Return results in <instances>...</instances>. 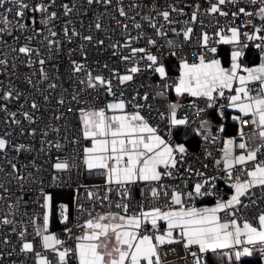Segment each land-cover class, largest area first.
Listing matches in <instances>:
<instances>
[{
    "label": "built area",
    "instance_id": "1",
    "mask_svg": "<svg viewBox=\"0 0 264 264\" xmlns=\"http://www.w3.org/2000/svg\"><path fill=\"white\" fill-rule=\"evenodd\" d=\"M23 2L29 5L23 10V17L15 16L18 6L14 3L6 2L0 6V21L5 14L10 21L8 30L0 33V60L6 62L0 64V138L7 141L5 149L0 150V221L5 218L11 221L9 224L0 222V264H34L33 253H22L20 247L23 242L30 241L37 251L42 250L35 228L43 225L46 211L44 197L49 190H73L71 219L63 223L60 221L57 226L50 228V232L65 242L64 247L72 248L77 243L75 238L84 232L78 225H83L90 214L95 216L113 209L125 214L122 208L116 207L118 203L128 205L127 215H136L141 206L144 210L161 207L167 211L166 206L171 205L173 191L181 194L186 206H195L206 200L216 204L217 200L227 201L230 198L233 194L230 187L232 181L222 170V164L216 165V160L223 155L226 139L235 138L236 152L239 153L241 140L238 131L243 129L246 134H250L253 130L251 124L244 123L251 119L250 114L238 122L233 117L241 113L228 106L227 97L235 95L234 89L238 82H233L232 89H224L223 97L214 93L213 101L206 97L179 95L175 102L181 105L177 110V118L186 117L187 122L170 126L167 120L168 105L174 102L172 93L178 78L176 73L168 71L166 62L172 60L180 64L181 60H186L188 63H198V57L204 51L200 43L203 33L211 38L209 47L217 48V54L205 53L206 59H217L220 46L232 45L217 43L219 37L215 33L227 26L239 27L242 33H251V26L240 27L248 17L241 14L234 19L231 13L237 11L238 7L252 11L255 6L249 5L248 0L226 3L221 8L229 15L224 17L206 13V9L216 0H110L107 4L104 0H92L91 3L89 0ZM41 5L46 7L45 12L34 11ZM65 5L70 9L67 14ZM7 9L13 11L6 13ZM121 10L126 15L121 16ZM164 11L169 12L167 21L161 15ZM194 11L197 12L195 22L191 19ZM52 13L56 14L55 17H51ZM49 18L47 25L42 23ZM252 19L254 24L260 26L259 17ZM17 22L23 23L25 27H13ZM97 23L100 28L96 27ZM152 24L156 28L162 27L167 34L157 36ZM0 27H3L2 23ZM187 27H191L193 32L186 41L183 29ZM173 29L176 31L173 32ZM52 32L56 35L52 36ZM73 32L77 35H72ZM224 34L230 35L227 32ZM85 36H90L91 40H84ZM150 39L156 43L150 44ZM240 39L249 45L247 48L252 52L261 50L255 47L258 41H248L244 36ZM49 40L53 43L49 44ZM170 40L172 44L168 43ZM25 46L30 47L32 52L20 53L19 48ZM132 48H144L146 53L156 56L158 62L165 66L167 77L162 79L147 67L151 62L146 58L141 59L145 53H137L131 62L125 61L123 57L129 56ZM73 61L84 66L81 71H74ZM240 63L242 68L238 69V73L243 75V68L247 67L244 56ZM134 64L141 71L132 74L133 80L120 84L117 75L126 74ZM88 73L109 80L114 96L107 92L106 86L87 87ZM53 84L56 87H50ZM248 87L251 94L256 95L260 83L250 82ZM155 91L162 95H157ZM6 92H12V96L4 100L2 97ZM120 99L125 101V110L131 113L139 111L171 146L184 144L186 149L183 159L180 158L181 154L176 153L175 168L161 167L162 174L168 171L171 175H162L160 181H136L125 185L129 193L127 198L121 195L123 189L118 185L106 183L104 170L90 171L84 165L83 149L91 147V140L85 139L82 134L79 111L104 108L108 103ZM33 103L38 107L32 108ZM136 105L142 107L137 108ZM211 110L216 112L217 119L210 127H201ZM25 112L31 116V120L25 118ZM162 112L165 113V119L160 117ZM9 113H15V116ZM228 123L234 125L231 132L224 131ZM180 128L183 134L178 137ZM21 145L24 147L20 148ZM259 158L264 159V154ZM58 160L67 161L69 169H55L53 165ZM13 164L16 166L15 171ZM198 172L203 175H197ZM235 174L240 175L242 180L247 178L241 174L239 166ZM206 177L215 179L205 185L202 191L213 188L214 194L188 197L187 193L193 192L194 185L203 183ZM152 188L160 193L158 198L152 197ZM89 193H93L91 198ZM253 200L255 203H252ZM242 201L246 207L238 206L236 215L228 218L244 217L255 225V218L264 210V189H251L249 195L242 197ZM218 215L224 218L227 213ZM65 229H70L71 233ZM162 229L158 224L157 231L161 232ZM142 231L149 234L153 232L147 224ZM174 236L178 238V231ZM191 252H198L197 247L185 250L181 242L159 247L163 264H194ZM198 255L205 259V253ZM231 262L238 264L235 259ZM68 264L78 262L74 257H69Z\"/></svg>",
    "mask_w": 264,
    "mask_h": 264
},
{
    "label": "snow or ice",
    "instance_id": "2",
    "mask_svg": "<svg viewBox=\"0 0 264 264\" xmlns=\"http://www.w3.org/2000/svg\"><path fill=\"white\" fill-rule=\"evenodd\" d=\"M6 2L14 3L18 6L15 11L16 17H23L24 9L29 5L23 0H0V6ZM91 3L92 0H89ZM110 0H104L109 3ZM226 3L235 4L236 0H216L206 9L207 14H219L227 17L228 12L222 10L221 6ZM249 5L255 6L252 11H248L246 7H238L237 11L231 13L234 19L244 15L248 17L240 27L245 25L251 26L252 32H241L239 27L227 26L221 28L215 33L219 37L217 43L232 45L230 53V68L221 66L219 59H206L205 53L217 54L216 47H209L210 37L207 33L201 36V46L204 51L198 57V63H188L186 60L180 61V74L175 82V92L178 95L188 94L192 97H206L209 101L214 100V93L224 96V89H232L233 82L238 81L235 87V95L227 97L228 106L236 108L241 113L240 116H234L233 119L240 122L244 116L251 115V119L244 121L245 124H251L253 130L250 134H246L243 129L238 131L239 153L236 152L235 138L226 139L224 141L223 155L221 159L216 160V165L222 164V170L228 175L233 194L227 201L217 200L213 207L196 208L194 206H186L183 203L181 194L173 191L171 193V205L166 206L167 211L161 207H152L148 210L141 209L136 215H127L128 205L118 203L117 208H122L125 214L120 213H104L91 216L83 225H78L84 229L82 235L76 237L77 243L75 248L64 247V241L57 234L49 231V215L45 211L43 216V225L35 228V234L40 237L41 249L37 251L34 244L25 241L20 247L22 253H33L34 264H68V258L74 257L78 264H163L159 255V247L164 244H172L175 242L183 243L185 250L195 246L198 252H191L190 255L194 259V264H204L202 255L208 251L219 252L227 249L225 256L231 264L232 259L239 261L242 257L253 256L257 251L260 258L264 260V210H261L255 218L256 224L251 223L247 218H228L234 217L239 210L238 206L246 207L243 204L242 197L250 194V190L259 187L264 189V159L259 157L264 154V54L261 55L260 63L254 67H244L243 71L246 75H240L238 69L242 68L240 63L241 57L245 55L244 49L249 47L248 44L242 43L240 37L244 36L248 41H258L255 47L257 49L264 48V0H248ZM66 8L67 11L70 9ZM13 11L7 9V12ZM34 11L45 12V6H37ZM55 13L51 17H55ZM120 15H126L123 10ZM167 21L169 12L161 13ZM253 17H259L260 26L253 23ZM50 19L42 21L45 25ZM145 19H148L145 17ZM192 21L197 19V12H193ZM0 23V33L8 30L10 23L7 14ZM13 27L23 29L25 25L17 22ZM100 28V24H96ZM126 27V26H125ZM140 27L139 24L136 25ZM152 27L156 28L155 24ZM176 30L173 29V32ZM193 32L191 27L183 29L184 40H189L190 34ZM230 33L225 35L224 33ZM67 35V30H65ZM157 36H163L167 33L161 28H156ZM52 36L56 33L52 32ZM72 35H77L73 32ZM31 39V38H29ZM84 40H91L90 36H85ZM53 41L49 40V44ZM102 43V42H101ZM150 44H155L153 39L149 40ZM172 44L173 41H169ZM115 47V46H113ZM20 53L29 54L32 52L30 47L19 48ZM137 53H145L141 59H147L151 63L148 68L153 69L162 79L167 77L165 66L158 62V58L150 53H146L144 48H132L129 56L123 57L125 61L131 62ZM175 55V53H173ZM6 63L0 60V64ZM44 63L43 60L40 61ZM74 71L79 72L84 67L73 61ZM141 69L135 64L127 70L124 75H117L120 84L133 80V75ZM250 82H259L260 89L256 95L251 94L248 87ZM84 83V81H81ZM98 86H106V90L110 95L114 96L111 88V82L102 76H93L88 73L87 87L97 88ZM56 87V85H50ZM162 95V93L160 94ZM12 96V92L4 93L2 99L7 100ZM47 99V97H45ZM76 99L75 96L72 97ZM147 99V96H145ZM63 103V101H61ZM194 106V105H193ZM36 103L32 104V108H37ZM137 108L142 107L136 105ZM181 107L178 103L168 105L167 120L170 126L183 125L187 122V118H177V110ZM125 101L123 99L115 100L108 103L104 108L99 109H80V119L83 126V136L85 139L91 140V147L83 149V163L88 170H104L106 175V183H115L123 189L121 195L125 198L129 193L125 185L135 183L136 181H160L162 175H171V172L165 171L163 174L159 171V166L165 169L175 168L177 160L176 153L183 154L186 149L184 144L171 146L168 141L163 139L157 129L150 126L149 122L139 111L128 114L124 113ZM71 110V109H70ZM108 112L122 114L109 115ZM15 116V113H9ZM25 118L31 120V116L25 112ZM161 119H165V113H160ZM59 119V117H57ZM19 123V121H14ZM205 125L202 124L201 127ZM207 136L205 139L207 140ZM7 141L0 138V150H4ZM23 148L24 146H19ZM60 147L59 144L56 145ZM19 150V148L17 149ZM239 166L242 175L246 179H241L240 175L235 174V170ZM15 171V164H13ZM53 167L57 170H67L70 165L67 161H57ZM203 175V173H197ZM214 177H206L203 183L194 185L193 192L187 193L188 197L212 195L214 189L209 188L208 191H202L205 185H209ZM163 187V186H161ZM159 192L156 188L151 189L153 198H158ZM168 195V193H165ZM89 198L93 193L88 194ZM108 199L107 196L104 197ZM49 197H44V208H48ZM255 203V200L252 201ZM178 206V207H173ZM63 210L65 205L60 206ZM226 212L227 216L222 218L218 213ZM67 220L64 216L62 223ZM165 221L167 227L163 233L157 231L158 221ZM242 221V222H241ZM4 224L11 223L7 218L0 221ZM35 224V220L33 221ZM146 224H151L152 234L142 231ZM174 230H178V238L173 235ZM69 234L70 229H65ZM21 236L23 233L20 234ZM249 245L252 247L250 248ZM51 253V257L49 256ZM229 253H231L229 255Z\"/></svg>",
    "mask_w": 264,
    "mask_h": 264
},
{
    "label": "trees",
    "instance_id": "3",
    "mask_svg": "<svg viewBox=\"0 0 264 264\" xmlns=\"http://www.w3.org/2000/svg\"><path fill=\"white\" fill-rule=\"evenodd\" d=\"M230 48H227L225 46H220L218 48V54L222 55V59L227 60V54ZM244 57L251 61L250 63L247 62L248 64H254L257 61V54L253 53L250 48H247L245 50V55ZM226 58V59H225ZM245 59V60H246ZM166 68L170 72H176L175 68L177 67V63L173 62L172 60H168L166 62ZM208 115H211L213 117V121L217 119L216 112L214 110H211ZM234 125L232 123H228L224 131L225 132H231L233 130ZM181 134H183V129L180 128L177 132V136L180 137ZM49 206L51 211L49 213V225L50 228H53L59 224V219H58V211H62L61 205H65L66 208L63 210L64 216L66 215L67 220L71 219V211H72V204H73V190L72 189H66V188H60V189H53L49 190ZM238 264H264L262 259L260 258V255L254 254L253 256L250 257H242L239 261Z\"/></svg>",
    "mask_w": 264,
    "mask_h": 264
},
{
    "label": "crops",
    "instance_id": "4",
    "mask_svg": "<svg viewBox=\"0 0 264 264\" xmlns=\"http://www.w3.org/2000/svg\"><path fill=\"white\" fill-rule=\"evenodd\" d=\"M225 47H227V48H230V50L228 51V54H227V60H224V59H222V55L221 54H219V56H218V58L217 59H219L220 61H221V66L222 67H226L228 64H229V61H230V53H231V51H232V48H233V46L232 47H228V46H225ZM254 53V52H253ZM257 54V61L254 63V64H248L247 63V67H254V66H256V65H258L259 63H260V58H261V55L262 54H264V48H262L258 53H256ZM250 58V57H249ZM246 59V61L247 62H251V61H249L250 59ZM226 59V58H225ZM179 65L180 64H177V67L175 68V70H176V75H177V78L179 77V74H180V67H179ZM243 75H246V73H244ZM238 82V81H237ZM156 94H158V95H160V93H159V91H157L156 92ZM179 95L174 91L173 93H172V98L174 99V102L173 103H175L176 102V99H177V97H178ZM92 109H96V108H92ZM126 112V113H128V114H130L131 112H128L127 110H123V112ZM108 114L109 115H112V114H122V113H120V112H116V113H112V112H108ZM213 117L211 116V115H208L207 117H206V119L204 120V125L206 126V127H210L211 125H213ZM230 132V131H229ZM161 167L162 166H159V171L161 170ZM46 196H48L49 197V194H47ZM213 206H215V203L213 202V201H210V200H206V201H201V202H198L194 207H196V208H203V207H213ZM178 207V206H177ZM112 213H117L116 212V210L115 209H113L112 211H111ZM66 216V215H65ZM60 221V220H59ZM157 224H159L160 226H162V231L160 232V233H163L164 231H165V229H166V227H167V224H166V222L165 221H158L157 222ZM148 226H151V224H147ZM178 230H174V232H173V235H175V233L177 232ZM83 234V233H82ZM81 234V235H82ZM80 236V235H79ZM249 247L251 248L252 246L251 245H249ZM225 252H228V250L227 249H225V250H222V251H219V252H212V251H208V252H206L205 253V259H204V264H229V259H228V257L227 256H225ZM231 253H229V255H230ZM255 254H258V255H260L259 254V252L257 251ZM234 259V258H233ZM232 259V260H233ZM263 261V263H264V260H262ZM231 264H232V262H231Z\"/></svg>",
    "mask_w": 264,
    "mask_h": 264
},
{
    "label": "rangeland",
    "instance_id": "5",
    "mask_svg": "<svg viewBox=\"0 0 264 264\" xmlns=\"http://www.w3.org/2000/svg\"><path fill=\"white\" fill-rule=\"evenodd\" d=\"M225 68H226V69H227V68H230V61H229V64H228ZM156 92H157V91H155V93H156ZM157 95H158V94H157ZM124 113H126V112L124 111ZM130 114H131V113H130ZM50 207H51V206H49V202H48V208L45 209V210L48 212V215H49V213H50V211H51ZM63 217H64V212H63V215H62V211H58V219H59L60 221H62ZM49 231H50V225H49Z\"/></svg>",
    "mask_w": 264,
    "mask_h": 264
},
{
    "label": "bare ground",
    "instance_id": "6",
    "mask_svg": "<svg viewBox=\"0 0 264 264\" xmlns=\"http://www.w3.org/2000/svg\"><path fill=\"white\" fill-rule=\"evenodd\" d=\"M167 64V63H166Z\"/></svg>",
    "mask_w": 264,
    "mask_h": 264
}]
</instances>
